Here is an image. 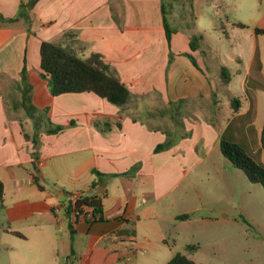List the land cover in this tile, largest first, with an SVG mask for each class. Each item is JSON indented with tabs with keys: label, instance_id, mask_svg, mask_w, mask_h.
<instances>
[{
	"label": "crops",
	"instance_id": "obj_1",
	"mask_svg": "<svg viewBox=\"0 0 264 264\" xmlns=\"http://www.w3.org/2000/svg\"><path fill=\"white\" fill-rule=\"evenodd\" d=\"M231 8V19L210 14V32L236 37L217 42L220 50L202 37L193 50L194 35L170 24L164 0H0V232L28 242L32 261L167 264L178 253L169 227L194 212H176L175 193L221 153V140L264 164V35L256 33L264 0H231ZM43 42L81 58L100 54L131 102L54 97L41 76ZM26 96L34 109L20 106ZM54 126L64 129L48 133ZM169 137L173 146L157 152ZM94 184L103 187L99 217L75 216V196Z\"/></svg>",
	"mask_w": 264,
	"mask_h": 264
},
{
	"label": "rangeland",
	"instance_id": "obj_2",
	"mask_svg": "<svg viewBox=\"0 0 264 264\" xmlns=\"http://www.w3.org/2000/svg\"><path fill=\"white\" fill-rule=\"evenodd\" d=\"M164 4L173 27L203 37L215 50H220L217 42L228 43L236 37L225 32L217 39L210 32L211 13L228 19L236 14L231 0H164ZM173 15L180 19L175 22ZM203 50L209 55L207 47ZM175 194L179 206L176 212H194H190L188 223L169 227V244L174 252L188 255L198 264H264V189L251 183L221 153H214ZM23 246L29 243L0 232V264H42V257L31 259L38 255L36 251H25ZM190 246L197 250L191 251ZM29 253L34 255L30 257ZM165 259L157 258L154 264H164Z\"/></svg>",
	"mask_w": 264,
	"mask_h": 264
},
{
	"label": "trees",
	"instance_id": "obj_3",
	"mask_svg": "<svg viewBox=\"0 0 264 264\" xmlns=\"http://www.w3.org/2000/svg\"><path fill=\"white\" fill-rule=\"evenodd\" d=\"M244 28L243 24H236ZM167 40L170 44L173 30L170 28L166 19L164 20ZM257 34L264 35V29H256ZM202 37H192L191 48L196 49ZM194 61V59L191 57ZM40 69L41 76L47 80L51 94L56 97L70 93H94L110 104L125 108L132 100V94L129 88L120 80L115 69L105 63L100 54H91L88 58L79 57L71 48L63 47L52 42H43L40 47ZM226 69L222 68L221 75L225 82L229 81L226 76ZM20 106L28 109H34L28 96L21 102ZM29 114H31L29 112ZM64 128L54 126L48 130V133H57ZM26 139L32 140L37 144V138H31L25 134ZM172 138L159 145L157 152L169 149L173 146ZM261 144L264 151V126L261 133ZM220 150L224 158L229 160L233 166L241 170L247 179L253 184H259L264 189V164L256 161L248 155L239 145L221 140ZM93 174H97L96 171ZM97 184L93 185L95 188ZM4 196V183L0 180V201ZM83 205L94 208L95 215H100L102 209L101 200L98 196H84L75 204L74 208L80 209ZM71 207V211L74 209ZM189 215H183L179 218H189ZM16 236L22 237L21 234L15 233ZM191 251L197 250L196 246H190ZM167 264H198L188 255L177 253Z\"/></svg>",
	"mask_w": 264,
	"mask_h": 264
},
{
	"label": "built area",
	"instance_id": "obj_4",
	"mask_svg": "<svg viewBox=\"0 0 264 264\" xmlns=\"http://www.w3.org/2000/svg\"><path fill=\"white\" fill-rule=\"evenodd\" d=\"M80 199H81L80 197L75 196L73 201V205H74L73 208L75 207V204H77L80 201ZM72 213L77 217L78 216L85 217L88 213H89L88 216L92 219H97L99 217V215L97 216L95 215L94 208L87 205H83L80 209L74 208L72 210Z\"/></svg>",
	"mask_w": 264,
	"mask_h": 264
},
{
	"label": "water",
	"instance_id": "obj_5",
	"mask_svg": "<svg viewBox=\"0 0 264 264\" xmlns=\"http://www.w3.org/2000/svg\"><path fill=\"white\" fill-rule=\"evenodd\" d=\"M103 191V187H97L95 189H91L89 190L86 195L87 196H95V195H99L101 192Z\"/></svg>",
	"mask_w": 264,
	"mask_h": 264
}]
</instances>
